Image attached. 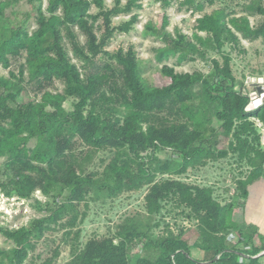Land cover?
<instances>
[{
    "label": "trees",
    "instance_id": "1",
    "mask_svg": "<svg viewBox=\"0 0 264 264\" xmlns=\"http://www.w3.org/2000/svg\"><path fill=\"white\" fill-rule=\"evenodd\" d=\"M139 1L112 0L109 6L107 0H46L43 7V0H37L36 27L30 31V13L11 26L5 17L11 1L0 0L5 23H0V66L7 68L13 57L24 54L17 74H0V193L30 199L40 191L45 197L36 200L45 214L29 224L0 225V233L12 243L0 249V264H31L27 259L37 241L63 219V239L71 246L68 264H264V253L258 255L264 250L263 238L257 244L256 228L237 219L255 180L251 170L235 179L236 191L223 204L213 186L177 178L188 167L229 153L249 169L263 167L257 122L264 124V103L246 110L248 92L241 90L244 83L233 75L232 57L224 47L235 49L241 38L264 37V20L252 25L249 19L264 15V4L249 0L236 15L223 8L205 12L215 0H154L163 8L177 1L199 14L190 36L166 30V16L160 27L151 21L145 25L163 43L155 49L157 61L173 57L181 64L205 58L210 51L221 58H210L209 75L178 72L163 64L161 72L169 80L157 85L143 76L132 46L107 49L116 32L127 33L137 22L133 10L142 6ZM120 14L130 17L114 25ZM25 80L36 85L34 98L22 94ZM55 81L61 90L47 88ZM68 100L71 109L64 106ZM219 136L230 138L226 149L214 148ZM107 149L114 154L101 172L86 173L94 155ZM145 186V215L126 217L113 236L82 243L77 229L68 240L90 200L104 192L112 198ZM169 200L196 220L199 237L192 244L183 229L174 232L166 226L156 233L161 225L157 216ZM134 246L144 255L131 256ZM192 249L210 255L200 259ZM59 253L56 248L51 257Z\"/></svg>",
    "mask_w": 264,
    "mask_h": 264
},
{
    "label": "rangeland",
    "instance_id": "2",
    "mask_svg": "<svg viewBox=\"0 0 264 264\" xmlns=\"http://www.w3.org/2000/svg\"><path fill=\"white\" fill-rule=\"evenodd\" d=\"M11 5L5 10V17L12 21L11 26H15L17 21L24 19L26 12L30 13V18L27 22L28 28L31 31L36 27V10L35 4L29 0H10ZM249 0H215L212 5H206L205 12H211L214 9L223 8L226 12H235L236 15L243 13V5ZM264 4V0H260ZM124 2V0H123ZM140 8H135L133 13L138 14V20L134 24L133 28L127 32H116L111 38L107 49L116 50L118 48L127 49L132 46L137 53V57L140 61V66L143 76L150 83L157 85H163L168 82L162 72L161 67L163 64L173 66L178 72H194L200 71L205 75H209L212 71V63L210 58H220V56L214 52H209L205 58L197 57L193 61L182 62L181 64L175 63V58L171 57L162 62L157 61L155 54L156 48L162 46L163 43L160 39L156 38L145 27L148 22H153L155 26L160 27L164 16L168 18V24L166 30L174 33L176 29L189 36L194 31L196 24L195 19L199 16L198 13H191L186 10L185 7H180L177 1L173 2L167 8L161 7L159 2L154 0H140ZM107 5H112V0H107ZM46 6V0H43V7ZM92 12L96 11V8L90 9ZM130 14H120L113 18V24L118 25L122 21L127 20ZM250 23L256 25L264 20V15H252L249 17ZM1 24H5L0 20ZM81 42L85 40L82 34L79 35ZM224 49L231 54V68L233 75L237 80L244 83L241 86V90H245L248 93L251 92L257 82L258 78H263L262 86H264V37H260L256 40L249 41L241 38V43L238 48L232 49L229 45H225ZM24 62V54L20 57H13L9 67L4 68L0 66V74L8 77L10 73L17 74L20 63ZM98 63L103 62L102 57L97 58ZM256 79V81H252ZM24 94L28 98H34L37 92L36 85L33 82L27 80L22 82ZM48 89L61 90L62 84L59 81H55L54 85L47 87ZM39 97V94H38ZM67 109H71V100L64 103ZM214 126H217L215 121ZM257 125L263 136L264 125L257 122ZM230 138L219 136L217 139V145L214 147L216 150L226 149ZM81 146V145H80ZM79 146V150H85L82 146ZM77 150V152L79 151ZM114 154L113 149H107L96 153L90 163L86 167V173L89 172H101L103 166L110 161ZM159 155L164 156L163 152ZM3 161L0 158V164ZM256 176L260 173V168L249 169L244 164L236 162V155L229 153L227 156L208 160L205 165H197L196 167H188L187 171L177 177L181 181L191 184H198L201 186H213L214 195L222 204L232 199L234 192L236 191L235 179L238 177H244L248 172ZM242 173V174H240ZM166 177V176H165ZM147 187L134 191H126L117 197H107L106 193H103L98 199H92L88 202L86 209V215L81 223L77 227L72 229V233L68 240H71L73 233L79 229L80 242L84 243L90 238L103 239L104 237L113 236L118 229V225L123 222L126 217H135L145 215V201L144 195ZM36 200L44 201L45 197L40 191L34 193V197L30 199H21L16 195L6 196L0 193V225L9 227H19L29 222L36 217L45 214L44 210H39ZM161 213L157 216L158 220H161V225L156 229V233H162L166 230V226L177 232L179 229H183L184 237L192 244L195 240H198L199 233L196 228V220L189 219L187 215L181 212L173 200H169L164 203ZM79 210H84L83 203L78 206ZM186 211V210H185ZM65 219L61 220L59 224L53 225L45 235L37 241L35 249L30 252V257L27 259L31 264H42L44 261L48 264H68L71 256V246L65 241L64 234L66 229L61 227ZM236 238H238L236 236ZM261 238V236H259ZM257 240V238H256ZM264 241V240H263ZM257 244L259 241H256ZM11 242L6 240L0 233V249H6L11 246ZM59 250V255L52 258V254L55 249ZM139 246H134L130 255L140 253L144 255L145 251L140 250ZM194 255L200 259L207 258L210 254L203 251L192 249ZM261 251L259 254H262ZM52 258V261L49 260Z\"/></svg>",
    "mask_w": 264,
    "mask_h": 264
},
{
    "label": "crops",
    "instance_id": "3",
    "mask_svg": "<svg viewBox=\"0 0 264 264\" xmlns=\"http://www.w3.org/2000/svg\"><path fill=\"white\" fill-rule=\"evenodd\" d=\"M261 143L264 147V134L263 136L261 134ZM237 219L256 228V241H260L261 238L264 240V165L260 168V173L255 176L253 183L248 186V197L244 208L238 211Z\"/></svg>",
    "mask_w": 264,
    "mask_h": 264
},
{
    "label": "water",
    "instance_id": "4",
    "mask_svg": "<svg viewBox=\"0 0 264 264\" xmlns=\"http://www.w3.org/2000/svg\"><path fill=\"white\" fill-rule=\"evenodd\" d=\"M252 81H256V79L253 78ZM256 82L257 84L255 88L248 93L250 100L246 106V110L257 108L258 106L264 103V86H262L263 78H258V81Z\"/></svg>",
    "mask_w": 264,
    "mask_h": 264
},
{
    "label": "built area",
    "instance_id": "5",
    "mask_svg": "<svg viewBox=\"0 0 264 264\" xmlns=\"http://www.w3.org/2000/svg\"><path fill=\"white\" fill-rule=\"evenodd\" d=\"M236 237V236H235Z\"/></svg>",
    "mask_w": 264,
    "mask_h": 264
}]
</instances>
